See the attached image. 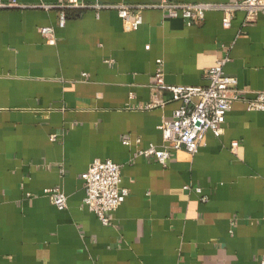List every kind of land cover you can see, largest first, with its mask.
I'll return each instance as SVG.
<instances>
[{"label":"crops","instance_id":"crops-1","mask_svg":"<svg viewBox=\"0 0 264 264\" xmlns=\"http://www.w3.org/2000/svg\"><path fill=\"white\" fill-rule=\"evenodd\" d=\"M15 1L23 7L0 8V264H264V111L235 101L220 137L207 132L193 155L170 150L166 166L137 154L161 145L158 126L179 104L139 109L169 97L152 91L157 59L165 84L204 86L228 53L224 72L242 95L264 91V14L245 26L238 12L224 28L219 11L188 24L145 8L127 31L112 9H66L59 27V9L44 8L57 0ZM94 159L121 165L128 189L109 225L82 205ZM48 188L65 194V209Z\"/></svg>","mask_w":264,"mask_h":264},{"label":"built area","instance_id":"built-area-1","mask_svg":"<svg viewBox=\"0 0 264 264\" xmlns=\"http://www.w3.org/2000/svg\"><path fill=\"white\" fill-rule=\"evenodd\" d=\"M15 0L5 2L0 0V8H21ZM52 7L59 9L58 26L64 27L66 21L65 10L70 8L92 7L96 12L101 9H112L121 18L123 27L127 31L137 30L142 23L141 12L145 8H159L165 11L170 18H182L188 24H200L209 11H219L222 14L221 23L224 28L231 26L236 13L245 15L243 25L255 22L256 18L264 14V0H235L232 2H196L174 3L160 0L152 5H129L119 3L104 4L101 0H94L91 5H85L81 0H57L55 6L45 5L49 10ZM39 31L46 43L55 44L56 36L52 27H40ZM230 57L225 54L204 72L207 80L204 86L167 85L163 79L162 62L156 60L153 94L164 90L169 97L163 101L153 99L139 107L141 110H150L156 106H164L166 102H178L173 111L172 119L163 120L158 129L161 133V145L150 144L137 154L152 156L162 165H167L170 150L185 151L193 155L200 147L207 132L215 137L223 133V124L228 110L235 101H242L248 111H264V91H257L250 98L242 95L238 89L235 77L224 72ZM54 138V137H52ZM123 144L130 145L129 136L123 137ZM237 147V142L231 143V150ZM85 196L83 206L92 211L103 225L111 223L113 213L128 196V189L121 186V165L110 159H94L81 174ZM185 189L190 187L185 186ZM193 191L200 193L199 187ZM44 193L51 204L58 210L67 207L65 194L57 188H48ZM203 201L205 197H201Z\"/></svg>","mask_w":264,"mask_h":264},{"label":"trees","instance_id":"trees-1","mask_svg":"<svg viewBox=\"0 0 264 264\" xmlns=\"http://www.w3.org/2000/svg\"><path fill=\"white\" fill-rule=\"evenodd\" d=\"M67 10H65V13H66Z\"/></svg>","mask_w":264,"mask_h":264}]
</instances>
